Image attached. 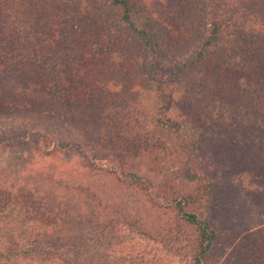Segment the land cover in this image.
<instances>
[{"label":"trees","instance_id":"obj_1","mask_svg":"<svg viewBox=\"0 0 264 264\" xmlns=\"http://www.w3.org/2000/svg\"><path fill=\"white\" fill-rule=\"evenodd\" d=\"M159 6L161 20L135 0H0V147L33 145L36 158L41 150L49 157L51 147L80 158L75 188L92 195L85 225L93 239L83 245L120 232L144 244L119 250L125 255L115 248L108 264H207L219 246V264H264V0ZM173 24L185 32L171 31ZM173 45L181 54H171ZM123 49L132 65L143 54L139 73L151 110L142 109L132 79L115 64L111 78L101 62L108 56L113 64ZM198 65L207 78L233 84L238 105L232 115L214 108L216 119L199 132L167 107L170 88ZM16 86L30 92L21 97ZM204 93L221 102L227 96L209 86ZM68 132L78 139H65ZM198 148L215 149L219 169L191 170ZM36 188L12 198L9 190L0 207V264H70L69 254L80 250L68 235L57 245L39 241L84 219L77 202L49 204ZM155 242L161 260L151 254Z\"/></svg>","mask_w":264,"mask_h":264},{"label":"rangeland","instance_id":"obj_2","mask_svg":"<svg viewBox=\"0 0 264 264\" xmlns=\"http://www.w3.org/2000/svg\"><path fill=\"white\" fill-rule=\"evenodd\" d=\"M135 1L138 5L144 6L156 20L163 19V17L165 16L164 14H166L165 10L161 9L159 6L160 1L163 2V0ZM169 29L173 32V29L179 32H185V30H182V24H178L176 26L173 24V28L169 27ZM166 41L167 45H169L167 37ZM172 47V55H177L179 53L181 54L182 51L180 46L173 45ZM122 51L116 54L114 59H116V57L117 59L113 62V64H111L107 59L108 56L105 59H101V62L106 66L105 69H107L111 78L112 76L110 74V70L114 67L115 64L118 66L116 70L120 75L127 77L126 79H132V82L134 83V85H136V87H138L137 89L140 91V101L142 109L146 111L151 110L154 105L153 97L151 96V99L149 98L144 79L139 73V69L144 59L143 54L140 56L137 55L136 60H138V64L132 65V63L130 62V55L127 53V50L123 49ZM125 59H127L129 63L127 67L122 66V61ZM176 85L178 86L176 87ZM176 85L169 90L167 107H170V116L173 119H186L193 128L198 130V132L199 125L202 124L203 126H205V128H207L208 125H212L211 122L216 119V116H212L210 112L214 108L220 107L219 109L226 111L229 115H232L231 111L234 112L235 109H238V105L235 101L232 100L231 96L233 94V88L236 87L233 84L232 86L230 83L228 84L226 82H219L217 79H210L209 77L207 78L206 76H204V74L200 73L199 65L194 68L193 73L188 74L187 79L181 80L180 78V82ZM207 86L215 89L218 88L227 96L223 99L222 102L219 100L218 96L214 98L208 97L207 93H204L201 97H199V92L204 91ZM16 90L22 93L19 94L21 97L28 95V93L30 92L25 91L21 86H16ZM33 95L35 94L33 93ZM254 101L261 102L262 100ZM228 119H230V117H228ZM2 121L3 120H1V122ZM3 127L5 128V125L0 123V129ZM218 135L219 132H216V134L209 133L208 136L205 137L206 143H211V141H213L212 138ZM63 137L70 140L78 139L76 133L69 132L67 134H64ZM23 149L26 151V153ZM33 149V145H30L29 147H19L14 149L0 147V184L2 182L8 183V185H0V188L2 190L0 191V207H2V205H4V202L8 200L7 193H9V190L11 192L13 191L11 195L12 198L14 195L19 194V190L25 188L28 185H33L35 188L36 185H41L36 188V192L43 193L45 197H47L46 200H48L49 204L55 203L57 200L58 202H60L61 199L65 204L68 205H73L72 201L77 202V206L80 205L78 209L81 210V213L78 214V217H80V219H84L82 220V223L79 221L74 222L73 224L66 226L63 230H58L50 233V235L48 236L39 238V241L41 243H56L57 245L59 239L64 238V235H68V237L71 238V242L69 240L68 241L72 245L80 249L78 252H72L69 254L67 259L69 260L70 264H108V255L111 254L110 252L115 251V248L117 254L119 255H125L127 249H136L137 247H139L137 249L143 248L142 246L144 244L142 241H136L135 239L131 240V236H127L126 232H120V236L113 238L105 236L104 239L100 242L92 241L89 242L87 246H84L83 242H87L88 240L93 239L91 230L85 225V221L88 220L89 216L88 209L92 195L89 194L85 189L75 188L73 177L75 176L77 170H82L81 167L83 165L80 158L71 155V152L67 153L63 151L59 152L52 150L51 147L49 149L50 152L48 153L49 157H44L41 150L38 158H36L35 156H32ZM21 150H23V153H21ZM216 154L218 153L215 151V149L210 150L205 148H198V153L194 154L195 156L193 159H195V163L191 165V170H193L195 173H198L199 176V167H201L200 164L208 163V166H213V169H211L209 172H211L212 170L216 171L217 169H219L214 165L213 162V159L217 158ZM213 156L215 157L212 159ZM167 159L168 158H162L161 162L164 165H167ZM168 162H171L170 159L168 160ZM137 165L140 169H142L141 167H143V165L148 164L140 162ZM263 182L264 181H260V183ZM248 183L252 184L254 182L250 180L245 185H247ZM97 185L100 184L98 183ZM195 187L199 188V182H197L195 185H189L187 190L192 191L193 189H195ZM19 196L21 195L19 194ZM227 202L229 203V201ZM74 208L76 207L73 206L72 210H74ZM121 239H124V242L129 248L125 245H121L119 247ZM149 245V247L152 248L151 254L154 255L155 252L156 258L158 260H161V257H165L164 253H160L161 248L156 242L150 243ZM221 249L222 246L216 247L212 251V253L208 255L207 264H219L218 259L221 254ZM119 250H124L125 253H118ZM162 262L164 264H184V262H180V260H178L177 258H172L170 260L167 258H162Z\"/></svg>","mask_w":264,"mask_h":264}]
</instances>
